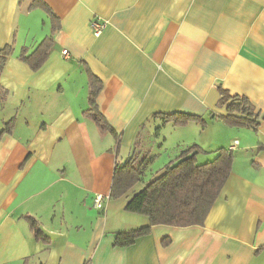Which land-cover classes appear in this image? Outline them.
<instances>
[{
    "label": "crops",
    "instance_id": "0c3cea01",
    "mask_svg": "<svg viewBox=\"0 0 264 264\" xmlns=\"http://www.w3.org/2000/svg\"><path fill=\"white\" fill-rule=\"evenodd\" d=\"M41 1L53 34L33 0H0V49L12 46L0 73V264H264V0ZM94 16L107 22L98 36ZM49 36L33 71L19 53ZM89 74L114 134L84 115ZM223 93L247 98L257 125H226ZM175 112L204 126L154 117ZM192 145L197 163L218 148L233 156L203 225H153L116 246L117 232L149 220L124 209L141 182L109 197L115 164L146 158V172Z\"/></svg>",
    "mask_w": 264,
    "mask_h": 264
},
{
    "label": "trees",
    "instance_id": "16d2710c",
    "mask_svg": "<svg viewBox=\"0 0 264 264\" xmlns=\"http://www.w3.org/2000/svg\"><path fill=\"white\" fill-rule=\"evenodd\" d=\"M32 7H41L49 16L51 34L58 28V18L51 9L41 0H33ZM51 46V36L45 37L35 49L27 53L21 49L19 59L25 62L31 70H38L47 58ZM12 53L11 44L0 49V73L6 63L7 57ZM88 107L84 115L94 120L101 131H110L109 124L100 114L96 97L101 89V81L89 74ZM2 96V90H0ZM225 104L227 114L222 117L224 123L232 127H254L253 106L245 97H229L223 93L220 98ZM163 121H172L174 125H185L195 121L204 126L205 121L195 115L175 112L172 114H155ZM13 120L5 123L2 132L10 131ZM200 148L192 145L179 154L175 162H169L127 200L124 209L128 212L144 215L148 218L147 226L115 234L116 246L131 245L140 236L146 235L153 225H169L186 227L203 225L208 212L213 206L231 171L233 156L230 150L218 148L215 157L205 163H197L196 155ZM146 158L142 160L131 156L123 163L115 164L110 189V198H119L142 181L145 174ZM29 225L36 239H45L33 218H28Z\"/></svg>",
    "mask_w": 264,
    "mask_h": 264
},
{
    "label": "built area",
    "instance_id": "2783aa9c",
    "mask_svg": "<svg viewBox=\"0 0 264 264\" xmlns=\"http://www.w3.org/2000/svg\"><path fill=\"white\" fill-rule=\"evenodd\" d=\"M106 26H107V22L99 16H94L90 21V27H91V30L94 36L100 35L102 31L106 28ZM62 53L64 55L67 54L65 50H63ZM93 207L97 209L101 208V197L100 196H96L94 198Z\"/></svg>",
    "mask_w": 264,
    "mask_h": 264
},
{
    "label": "rangeland",
    "instance_id": "374dc122",
    "mask_svg": "<svg viewBox=\"0 0 264 264\" xmlns=\"http://www.w3.org/2000/svg\"><path fill=\"white\" fill-rule=\"evenodd\" d=\"M154 135H155V133H154ZM153 135V136H154ZM156 136H154V138H155ZM146 153V152H145ZM152 154L153 153V150L151 151V150H149V152H148V155H150V154ZM143 154H144V152H143ZM204 158H201V157H199V162L198 163H202V161H204L203 160ZM140 160V159H139ZM141 160H142V158H141ZM155 162H153V164L152 165H150V166H148L149 168L147 169V171L145 172V174L143 175V177H142V181H141V183L142 184H145V183H147L149 180H151L153 177H155V175H156V173H157V171H158V169L159 168H162L164 165H163V161L161 162H159V161H157V160H154Z\"/></svg>",
    "mask_w": 264,
    "mask_h": 264
}]
</instances>
